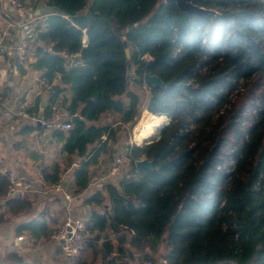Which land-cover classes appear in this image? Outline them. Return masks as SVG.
Instances as JSON below:
<instances>
[{
    "label": "trees",
    "instance_id": "obj_1",
    "mask_svg": "<svg viewBox=\"0 0 264 264\" xmlns=\"http://www.w3.org/2000/svg\"><path fill=\"white\" fill-rule=\"evenodd\" d=\"M195 2L217 14L197 16L165 0L35 1L56 8L44 13L49 25L38 33L32 64L53 87L44 112L60 98L81 116L71 130L52 132L59 159L47 163L44 152L29 150L42 161L44 181L70 170L69 190L82 194L93 167L113 158L123 128L146 112L170 117L156 140L132 146V156L152 168L133 161L129 176L83 198L93 212L75 264L163 257L169 264H264V0ZM65 54L81 62L68 64ZM146 73L166 86L145 84ZM40 99L32 110L40 111ZM110 113L117 119L103 123ZM9 184L0 172V208L27 213L30 199H5ZM65 219L64 208L43 207L18 231L48 238ZM5 258L26 264L16 252Z\"/></svg>",
    "mask_w": 264,
    "mask_h": 264
},
{
    "label": "built area",
    "instance_id": "obj_2",
    "mask_svg": "<svg viewBox=\"0 0 264 264\" xmlns=\"http://www.w3.org/2000/svg\"><path fill=\"white\" fill-rule=\"evenodd\" d=\"M11 6L16 10V18L3 20L0 16V60L8 58L11 63V69L15 74H19L22 64L27 63L30 57L35 53L36 45L39 42V31L45 30L48 25V15L36 14L38 8L34 2L26 0H8ZM68 64L79 63L78 54H65ZM147 61L151 57L146 54L143 56ZM37 93L43 95L52 91L53 87L43 77H36ZM32 100L27 99L17 104L9 105L2 97L0 87V105L2 113L10 119L12 123L23 125L32 121L36 126H40L46 132L54 131H69L73 128V118L76 113H73L61 99L52 103L50 106V114L46 115L44 109L39 112L31 111L30 106ZM41 108V105H40ZM113 158L106 162H100L95 169V173L91 179L88 189L90 191L98 189L104 183L118 184L121 179L129 176L132 167V162H137L143 158L135 159L132 156V146H127L125 149L118 147ZM129 169V170H128ZM10 184L5 196V199L17 196L21 200H27V191L35 190L32 182H25L23 174H19L16 170L7 172ZM65 182L61 179L53 183L55 191H62L63 197L67 201H71L75 196L65 189ZM49 186L46 188L48 189ZM86 214L81 213V216L76 217L70 213L65 222L61 224L52 234V239L61 244L64 264H72L73 260L77 259L84 249L85 242L88 238V229L86 228ZM18 240H24L23 236L18 237ZM18 253H21L22 244L15 247ZM138 264H169L166 257L159 259H144Z\"/></svg>",
    "mask_w": 264,
    "mask_h": 264
},
{
    "label": "crops",
    "instance_id": "obj_3",
    "mask_svg": "<svg viewBox=\"0 0 264 264\" xmlns=\"http://www.w3.org/2000/svg\"><path fill=\"white\" fill-rule=\"evenodd\" d=\"M26 1L32 2L35 0H26ZM40 4H43V2ZM16 13H17L16 10L11 6L8 0H0V16L2 17L3 20H6L8 18L9 20L16 18L17 15ZM83 42L84 44L88 43L87 36L84 37ZM80 57L81 56L79 55V58ZM35 60L36 57L33 54V56L30 57V59L27 61V63L22 64L25 69L24 74L21 72H19V74H15L11 69V63L8 58H4L0 60V87L2 90V97L4 101H6L9 105H13V104H17L16 101L18 100H20V102H23L27 99H30L33 102V104L30 106L31 111L33 112H37L32 110V108L35 106L37 99L39 97L41 98L40 99L41 103L39 104V108H40V105H42L43 98L45 96V93L43 95H38L37 85L33 87L34 88L33 92L25 88L28 87V84L30 85V83L38 84V82L36 81V77H41L40 72L38 70L33 69L32 67V64L35 62ZM79 62H81L80 59ZM19 81H21V83H19ZM36 95L38 97H36ZM48 105H49V97L47 99L46 107ZM111 117H112L111 113L104 115L102 122L112 123L113 120H111ZM30 124L35 125L32 121H29L23 125L12 123L10 119H8L3 115L2 106L0 105V172L7 173L8 171L14 169L19 174L25 173V170H22V172H20L17 169L19 156L17 155L12 156V159L10 160L7 157L11 155L13 146L14 148L17 149L25 148L23 144L18 145L20 144V141L22 139H25L26 141L28 136L26 133H23L21 129H23L24 126ZM39 131H43L44 134H52L50 132H46L43 128H41V130L38 129L32 131L29 135H34ZM49 143H51L50 138H49ZM71 178L72 176L69 179L62 178V180L65 182L64 184L65 189L69 192H71L69 190ZM25 182L27 183L26 178H25ZM48 186L49 188L42 193L41 192L37 193L34 190H30L26 192L28 199H30L33 202L32 208L27 213L25 212L15 213L9 211L5 203L3 207L0 208V214L3 213L5 217L4 221H0V249L3 250V247L5 248V250H3L4 254L0 253V264H11L10 261L7 258H5V255L11 252H16L19 256H21L24 260V263L26 264H64L61 244L52 239V234L59 226H61V224H63V222H65L66 219L53 230L52 234L48 238H42V237L40 239L31 238L26 234L27 231L24 228L21 231L22 233H19L18 230L24 223L33 219L43 207H48V206L50 207L51 211L56 210L58 207L64 208L66 212V218L70 213L74 214L76 217H79L83 212L86 214V219L88 221L91 213L93 212V208L88 205H84L83 198L86 195H88L91 191L89 189H86L82 194L78 196L74 195L75 198L73 200L67 201L65 197H63L62 191H55L52 187L53 184L51 185L48 184ZM56 193H59V196H61V199L57 200V202L54 201L57 196ZM34 195L36 197H34ZM44 196L47 197L45 201L44 198H41ZM20 236H23L24 240L21 241L18 240V237ZM18 244H22L21 253H18L15 250V247L18 246ZM138 254L142 256L143 253L139 251ZM158 254H160V252H158ZM90 259L91 258H89V260ZM75 261L76 259L73 260L72 264H75Z\"/></svg>",
    "mask_w": 264,
    "mask_h": 264
},
{
    "label": "rangeland",
    "instance_id": "obj_4",
    "mask_svg": "<svg viewBox=\"0 0 264 264\" xmlns=\"http://www.w3.org/2000/svg\"><path fill=\"white\" fill-rule=\"evenodd\" d=\"M34 2V1H32ZM19 83H21V81H19ZM37 84L35 83H30V85L28 84L27 88L28 90H30L31 92H33L34 90V86H36ZM31 86V87H29ZM132 86L135 87V84L132 83ZM36 94V93H33ZM36 97H38L36 95ZM20 99V98H19ZM22 101V100H21ZM20 100L16 101V103H19ZM165 115V114H164ZM151 116H161V115H156V114H151L149 112H146L144 114V116L139 119L137 121V123L132 126V127H127V128H123L122 132H121V136H120V140L118 142V144L116 145V147L120 148V149H125V147L127 146H133V145H144L146 143H149L150 141L152 142V140H156L159 137V130H161V128L165 125L164 123L169 122L170 121V117L168 115H165L167 117V119L165 120V122L160 125V126H156L154 128V130L152 132H154V134H152L151 136L140 140V136H136V133H141L140 130H138L137 132L135 131V127L138 124H142L145 125L147 119H149ZM117 119V115H112L111 120H113V122ZM147 126V125H146ZM145 126V127H146ZM51 137V134H44L43 131H39L38 133H35L34 135H28L27 139H26V143L27 145H25V148H12V152L11 155L7 158L12 159V156H19V160H18V171L22 172V170H25V173L23 174L25 176V178L27 179V182H32L33 187L35 188V192H45L46 188L48 187V184L46 183V181H44L42 179V174H41V160H37L36 162H34L30 157H29V150H35L36 152H44L45 154V161L47 163H51L54 160H57L60 158V153H59V145L58 144H53L51 145V143H49V138ZM147 139V140H146ZM143 158V157H142ZM146 158V157H144ZM108 160H103L101 162H106ZM97 166L93 167V173H95V169ZM129 170V169H128ZM70 176V170L69 171H65L62 174V178H67L69 179ZM30 195V194H29ZM44 198V201L46 200V196L41 197ZM3 250H5V248L3 247ZM2 249H0V253L4 254V251ZM156 258H159L158 254L155 256ZM142 260V259H141ZM140 260V262H141ZM138 264V263H137Z\"/></svg>",
    "mask_w": 264,
    "mask_h": 264
},
{
    "label": "water",
    "instance_id": "obj_5",
    "mask_svg": "<svg viewBox=\"0 0 264 264\" xmlns=\"http://www.w3.org/2000/svg\"><path fill=\"white\" fill-rule=\"evenodd\" d=\"M195 1L196 0H165V2H167V3L174 2V3H176V5L178 6V8L180 10L186 11L188 13H193L197 16H206V15H209L212 13L217 14V11L215 9L199 5ZM54 10H56V8L44 5V6L39 7L36 10V14L39 15L41 13H51ZM127 57H128V59H130V57H131L129 48L127 49ZM128 69H129V72L133 75L132 62L130 60H128ZM144 83L145 84H151L154 86H163V87L166 86V83L163 81V79L159 75L151 74V73H146L144 75ZM59 89H60V85L54 86V90H59ZM48 97H49V94L46 93L44 98H43L42 105H41L42 110L46 107ZM78 119H81V116L75 115L73 118V121L75 122ZM168 123L169 122H166L164 124H168ZM159 133H160V130H159ZM136 165L140 168H152L153 162L147 158H143L141 160H138L136 162Z\"/></svg>",
    "mask_w": 264,
    "mask_h": 264
},
{
    "label": "bare ground",
    "instance_id": "obj_6",
    "mask_svg": "<svg viewBox=\"0 0 264 264\" xmlns=\"http://www.w3.org/2000/svg\"><path fill=\"white\" fill-rule=\"evenodd\" d=\"M167 119V117L165 115H161V116H151L149 119H147L146 124L142 125V124H138L135 127V131L137 132L138 130L141 131V133H136V136H140V140L145 139L149 136H151L152 134H154V132H152L154 130V128L156 126H160L162 125L165 120ZM147 125V126H146ZM146 126V127H145ZM147 140V139H146Z\"/></svg>",
    "mask_w": 264,
    "mask_h": 264
}]
</instances>
